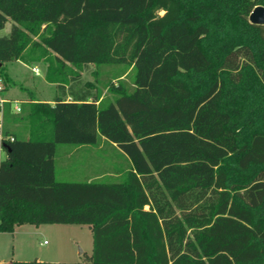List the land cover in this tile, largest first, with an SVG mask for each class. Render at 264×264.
Listing matches in <instances>:
<instances>
[{"label":"trees","instance_id":"1","mask_svg":"<svg viewBox=\"0 0 264 264\" xmlns=\"http://www.w3.org/2000/svg\"><path fill=\"white\" fill-rule=\"evenodd\" d=\"M258 5L0 0V30L11 24L0 36L4 90L14 61L46 62L58 89L53 103L29 92L21 113L5 102L0 232L74 224L93 234L84 261L11 264H264V25L249 20ZM91 65L98 84L112 67L110 96L69 76ZM20 121L23 130L6 125ZM83 146L127 168L115 174L94 157L93 179L59 180V151Z\"/></svg>","mask_w":264,"mask_h":264},{"label":"rangeland","instance_id":"2","mask_svg":"<svg viewBox=\"0 0 264 264\" xmlns=\"http://www.w3.org/2000/svg\"><path fill=\"white\" fill-rule=\"evenodd\" d=\"M10 26L11 24L8 23L3 30H0V36L8 34ZM4 68L12 80L10 86H14L12 95L15 97H26L31 92L39 97L41 101L47 102L58 93L57 87L45 79L46 62L27 64L22 61H14L5 64ZM36 69H38V72ZM95 71L96 67L91 65L82 70L74 69L73 74L70 72L69 76L73 77L79 72L77 80H72L73 82H78L76 86L81 87L87 82H94L102 88L104 95L110 96L105 83L113 75L112 67L108 66L103 69L99 76L103 83L100 84H98ZM125 80L131 83L129 75L125 77ZM114 82L117 83L118 81L114 80ZM5 91L2 93L3 98H5ZM14 112L18 111L15 109ZM18 113H21V111ZM6 125L12 129L17 127L23 130L25 121L9 122ZM102 151H95L94 153V157L100 160L101 167L107 166L115 174L127 168L124 157L117 156L114 154L115 152L113 153L109 150ZM62 154H64L63 149L58 153V179L63 181H85L88 172L83 166L86 158L93 156V153H85L84 150H81L73 155L69 154L67 157ZM5 156L6 153L2 152L1 157ZM92 170H97V167ZM45 240L49 244H45ZM92 250L93 234L88 225L71 224L59 227V225L45 224L37 227L31 224L21 226L16 233L0 232V264H11L13 261H32L40 255L46 257L47 261L52 262H78L84 261L87 254L91 253Z\"/></svg>","mask_w":264,"mask_h":264},{"label":"crops","instance_id":"3","mask_svg":"<svg viewBox=\"0 0 264 264\" xmlns=\"http://www.w3.org/2000/svg\"><path fill=\"white\" fill-rule=\"evenodd\" d=\"M44 63V62H43ZM46 70H47V68H46ZM45 75H46V72H45ZM46 79V78H45ZM14 82V81H13ZM52 84V83H51ZM15 85V84H14ZM53 85H55V84H53ZM56 86V85H55ZM25 90H27V89H25ZM12 91H14V86H9L8 87V89H6V91H5V93H4V95H5V98H6V100H8V101H11V102H13L12 103V108H13V110H15L16 109V106H19L20 107V104L22 103V102H24V101H27L28 100V96H29V94H28V96H26V97H15L14 95H12ZM34 96H35V98L38 100V101H40V102H42L41 101V99L39 98V97H37L34 93H32ZM58 94V93H57ZM57 94L55 95V96H57ZM55 96H54V98H55ZM53 98V99H54ZM53 99H50V100H48L47 102H50V103H53ZM46 102V101H45ZM81 150H84L85 151V153H93L92 155L93 156H90V158H86V160H85V163H84V166L83 167H85V169H87L86 171L88 172L87 174L88 175H86V178H88L89 180H91V179H93L94 177H95V174H97V173H93L92 172V170H90V167L92 168V167H94V166H97V164H95L96 162L94 161V153H95V149L94 148H91V147H89V146H83V147H75V148H72V150L71 151H68L67 150V152H66V154H70V153H72V152H79V151H81ZM2 154V153H1ZM5 157H0V160H2V159H4ZM26 225H31V224H24V225H19V226H16L15 227V230H14V232H12V233H16L17 231H18V229L21 227V226H26ZM42 225H45V224H42ZM42 225H40V226H37V227H41ZM48 225V224H47ZM50 225H59V227H62L63 225H71V224H50ZM72 225H74V224H72ZM43 227H46V226H43ZM46 228H50V227H46ZM42 229H44V228H42ZM44 243L45 244H49L48 243V241L47 240H45L44 241ZM92 254V252L91 253H89V254H87V256H90ZM46 257H42L41 255L40 256H37L36 257V259L35 260H38V261H47L48 259H45ZM87 258V257H86ZM49 262H52V261H49Z\"/></svg>","mask_w":264,"mask_h":264},{"label":"built area","instance_id":"4","mask_svg":"<svg viewBox=\"0 0 264 264\" xmlns=\"http://www.w3.org/2000/svg\"><path fill=\"white\" fill-rule=\"evenodd\" d=\"M36 71L38 72V69H36ZM5 89V85L3 82L2 77L0 76V138L2 137V133H3V114H4V105L5 102H7V100L5 98L2 97V93ZM16 110L19 111L20 107L16 106ZM11 140H14V138L12 137ZM3 147L0 149V157H1V153L3 152Z\"/></svg>","mask_w":264,"mask_h":264},{"label":"water","instance_id":"5","mask_svg":"<svg viewBox=\"0 0 264 264\" xmlns=\"http://www.w3.org/2000/svg\"><path fill=\"white\" fill-rule=\"evenodd\" d=\"M249 20L253 24L264 25V6L263 5L256 6L250 13ZM1 65L2 64L0 63V66Z\"/></svg>","mask_w":264,"mask_h":264}]
</instances>
